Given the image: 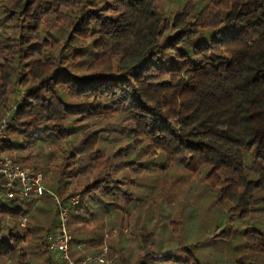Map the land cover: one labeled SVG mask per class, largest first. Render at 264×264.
Returning a JSON list of instances; mask_svg holds the SVG:
<instances>
[{"label":"trees","instance_id":"obj_1","mask_svg":"<svg viewBox=\"0 0 264 264\" xmlns=\"http://www.w3.org/2000/svg\"><path fill=\"white\" fill-rule=\"evenodd\" d=\"M160 1L0 0V124L17 88L24 91L11 116V140L42 133L66 141L95 120L121 117L116 126L82 130L54 169L59 198H80L69 214L76 262L106 244L114 264H174L168 250L157 258L154 234L141 235L131 260L113 229L139 227L130 214L110 221L107 234L79 235L102 209L118 214L132 204L136 181L158 160L161 173L178 171L161 188L190 192L196 185L193 192L206 191L250 223L237 236L239 248L244 259L264 264V0H182L172 20ZM15 148L11 142L3 151L22 165ZM94 172L93 181L79 184ZM47 205V229L22 227L33 202L0 205V216L17 223L0 227V264H60L47 244L58 210ZM38 230L45 236L37 238ZM234 234L229 227L214 238L231 245Z\"/></svg>","mask_w":264,"mask_h":264},{"label":"rangeland","instance_id":"obj_2","mask_svg":"<svg viewBox=\"0 0 264 264\" xmlns=\"http://www.w3.org/2000/svg\"><path fill=\"white\" fill-rule=\"evenodd\" d=\"M159 4L170 20L184 7L182 0H161ZM68 13L75 15L76 11L69 10ZM17 91H19V95L12 96L6 115L16 105V100L21 98L24 89L17 88ZM64 99L72 103L66 97ZM120 121L121 117L119 116L98 119L82 130H96L100 127L116 126L120 124ZM82 130L74 131L77 135L74 136L75 133H73L66 141H60L42 133H33L17 140L9 138V143H14L16 147L14 157L22 159L23 164L21 166L34 172L37 170V172L44 173L49 178L47 182L48 189L56 193L53 189L57 183L54 169L63 163L65 156L70 153V149L80 137ZM112 139L113 137L108 139L105 148L111 146ZM156 164H158L156 168L148 166V170L136 181L137 187L132 190L135 195L132 204L127 207L124 206L118 214L102 209L100 213L97 212L94 221L89 218L88 224L82 227L79 235L85 237L88 234L87 232L93 230L107 234L110 221L113 220L118 223L119 220L123 217L127 218L130 214L135 220L142 222L139 227L127 222L126 226H121L118 223L113 229L115 240L120 243L121 248L130 253L131 260L134 259L136 247L142 238L141 235L154 234L153 252L156 253L157 258H159L158 254L162 253L164 249L173 252L174 264H194L195 260H198L201 264H235L239 260L241 264H258L256 260L244 259L242 255L244 252L240 250L238 244L240 238L237 236H241L242 233L247 231L251 226L250 223L242 222L234 217L233 213L221 209L210 200L206 191L193 192L197 188L196 185H192L191 189L193 191L190 192L185 191L187 187L185 189L184 187L173 189L169 185L161 188L160 185L166 182L165 180L178 179V171L171 169L167 174H163L160 170L165 168L164 164L158 160ZM96 176L97 172H94L91 176L81 177L79 184H83L88 180L93 181ZM182 191L185 192L181 193ZM44 204H48L52 208L55 207V202L51 198H46L40 203L33 202V207L36 209L28 218L21 219L22 227L28 225L32 227L39 226L42 229L49 227L51 215L47 210L41 211ZM171 222H174L173 225L175 226L170 227ZM16 226L17 223L12 219H3L0 216V227L3 230L16 228ZM22 227L19 226V230H22ZM229 227H233L236 231V234L233 235L236 237L233 238L234 240L232 239L234 244L229 245L227 239L220 242L219 239L214 238L221 233L226 234ZM43 236H45V232L38 230L36 237L41 238ZM106 239L107 237L104 239L105 242ZM38 244H40L39 241ZM52 258L56 263L63 264L57 256L53 255ZM163 262V259H159L157 264Z\"/></svg>","mask_w":264,"mask_h":264},{"label":"built area","instance_id":"obj_3","mask_svg":"<svg viewBox=\"0 0 264 264\" xmlns=\"http://www.w3.org/2000/svg\"><path fill=\"white\" fill-rule=\"evenodd\" d=\"M15 110L16 106L12 107L0 124V205H4L8 200H18L25 206L32 202L39 203L45 195H49L58 210L57 229L47 239L50 252L63 264H114L109 258V248L106 244L100 252L86 256L80 262L72 258L70 248L75 247V244L69 231V214L78 205L80 198L74 197L67 203L63 202L56 193L48 189L49 178L44 173L24 168L3 151L4 147L10 145L11 116ZM76 247L81 249L84 245Z\"/></svg>","mask_w":264,"mask_h":264}]
</instances>
